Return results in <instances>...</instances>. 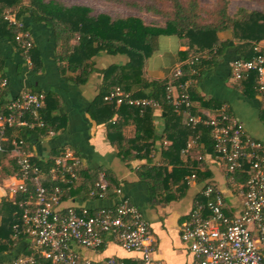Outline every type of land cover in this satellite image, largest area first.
I'll use <instances>...</instances> for the list:
<instances>
[{"label": "trees", "instance_id": "trees-1", "mask_svg": "<svg viewBox=\"0 0 264 264\" xmlns=\"http://www.w3.org/2000/svg\"><path fill=\"white\" fill-rule=\"evenodd\" d=\"M99 1L120 10L136 12L137 14H119L117 16L103 13L93 14V11L88 7L69 5L64 0H0V36L12 41L24 57L22 44L17 36L20 33H27L28 38L26 40L31 43L28 57L33 68L36 66V49L29 30L23 22L24 18L29 17L36 24L45 25L55 33L58 45L57 58L61 63H64L62 70L64 73H69L68 79L70 81L76 84H84L93 72L99 73L103 77V85L93 102L92 110L102 115L100 122L108 123L112 135L115 136L119 135L121 126L124 124L120 123L121 120L127 119L134 123L136 130L134 138H117L119 156L127 163L140 159L146 160V164L139 168V173L142 179L149 184L153 194H158L156 192L159 189H163V187L168 189L171 185L176 186L178 190L187 189L189 186L187 178L193 174L196 175V181L200 183L201 180L198 177L201 173V162L198 159L196 147H192L187 152L185 149L191 140L203 141L205 149L212 153V158L214 149L210 130L203 126L192 130L187 125L186 117L175 112L170 105L168 89L171 86L189 82L190 86L187 93L193 106L192 112L202 114V111L199 113L193 104L191 85L199 78L206 65L209 67L220 57L227 45L219 43L217 33L234 30L235 34H242L243 30L245 31L244 34H248L249 39L256 42L257 45L263 39L260 28L264 25V12L250 13L247 20L244 21L243 18L246 13L243 10H239V17L231 18L228 15L227 10L231 0H216V6L208 18L205 17L199 0ZM7 14H13L16 21L21 23V28L6 19ZM146 15L156 19L157 22L148 23L142 17ZM244 26H246L245 29ZM163 36L179 38L187 46V52L182 57L183 61L181 62L187 58L189 61L180 66L183 72L181 78L173 79L171 77L168 80L150 81L144 77V59L156 50L158 40ZM234 36L239 38L237 35ZM240 41L244 40L240 39ZM253 46L254 44L249 48L245 60L252 58ZM100 55L110 58L122 57V63L110 64L106 68L98 70L95 59ZM0 78L4 77L0 75ZM247 83L251 84L254 91L253 79ZM116 88L133 99L147 98L158 102L159 108L165 112L164 119L167 121L161 136L155 132L154 108L145 109L143 115L140 116L139 108L126 104L117 105L114 102L104 100L105 96ZM5 89L6 87L0 89V115L8 114L10 112L9 104L15 100L4 102ZM45 104L38 110V117L42 120L43 126H38L32 113L29 112H24L22 115L28 122L27 125L4 126L3 133L0 134L2 147L0 160L14 149L13 142L19 143L22 149L30 152L40 138L54 129L52 127L54 118L50 117ZM201 105L204 103L202 102ZM205 107L208 108L210 105L206 104ZM60 155L61 153L45 159L32 156L31 163L38 168L41 174L47 176L54 167L55 158ZM158 155L160 156L159 164L154 162ZM11 162L12 171L9 175L13 176L18 174L19 168L15 158H12ZM219 164L223 168L229 190L235 194L237 185L245 183V177L236 173L227 179L224 165L220 162ZM169 166L172 167L171 170H168ZM81 173L80 167L78 179L71 180V183L51 184L46 179L43 184L51 189L57 185L61 188L62 204L71 202L75 198L76 191L82 193L80 201H93L90 193L95 188L100 172L87 175V179L84 175V180L80 181ZM201 176L204 177V175ZM107 181L109 190L106 198L113 199L119 186H113V183L110 184V181ZM25 197L24 194L19 193L11 198L8 190H6L0 203V254L7 251L16 257L19 254L24 255L29 252L26 246H31L32 239L21 233L22 212L19 206ZM224 212L225 215L232 216L230 212L228 213L227 207ZM19 248H22V251L17 254Z\"/></svg>", "mask_w": 264, "mask_h": 264}, {"label": "built area", "instance_id": "built-area-1", "mask_svg": "<svg viewBox=\"0 0 264 264\" xmlns=\"http://www.w3.org/2000/svg\"><path fill=\"white\" fill-rule=\"evenodd\" d=\"M6 19L21 28L13 14H7ZM27 38V33L17 36L24 59L30 64L31 43ZM252 52L251 59H236L230 63V76L239 85L253 79L254 91L263 95L264 47L254 45ZM182 76L180 66L176 67L172 78ZM6 86L7 80L0 78V89ZM189 86V82L171 86L168 89L170 105L186 117L192 130L199 126L210 130L212 159L224 165L227 179L237 173L245 177V183L237 185L242 210L230 217L224 212V194L213 184L202 188L188 219L181 225L180 239L188 246L194 264H264V145L247 136L243 123L231 114L227 105H222L214 114L193 113L187 93ZM45 100L43 93L22 92L9 104L10 112L0 115V134L5 125H27L22 117L24 112L32 113L37 125L43 126L38 110ZM104 100L139 108L140 116L145 109L159 108L157 101L133 99L119 88L112 90ZM12 144L19 172L12 176L7 190L11 198L19 193L26 196L19 203L21 233L30 237L32 244L26 246L27 254L17 255L10 264H127L114 257L96 263L82 258L75 249L99 251L108 239L127 252L138 253V264H165L154 257L155 242L150 224L141 211L123 198L119 190L113 199L106 198L109 183L104 173L99 174L90 196L95 201H107L108 205L63 207L61 188L57 185L51 189L43 182L47 179L51 184H66L77 180L81 161L72 152L64 151L55 158L54 167L45 176L32 165L29 152L19 143ZM194 145L195 140H191L185 151ZM196 180L195 174L190 175L187 184Z\"/></svg>", "mask_w": 264, "mask_h": 264}, {"label": "crops", "instance_id": "crops-1", "mask_svg": "<svg viewBox=\"0 0 264 264\" xmlns=\"http://www.w3.org/2000/svg\"><path fill=\"white\" fill-rule=\"evenodd\" d=\"M232 1L234 0L230 3ZM240 1L234 13L230 12L228 6L227 11L231 18L239 17V10L246 13L244 21L250 13L264 12V0ZM23 22L36 49V66L32 68L27 64L16 45L0 36V75L7 80L3 100L4 102L14 100L24 91L43 92L50 117L54 118L52 125L54 129L40 138L29 153L39 159H45L64 151L72 152L81 161L80 181L84 180V175L87 179V175L93 172L104 173L110 184L119 186L120 195L136 206L150 224L155 242L154 257L165 264H194L188 246L180 239V230L181 225L188 219L194 203L199 199L198 194L203 186L214 182L213 185L224 194L228 213L238 215L241 211L238 205L234 208L233 201L228 198V192H233L228 188L219 162L211 158L212 153L205 149L203 141L198 142L195 139V150L201 162V173L198 177L201 182L195 181L187 189L179 190L171 185L168 189L163 187L156 192L158 194H153L149 184L139 173V168L146 164V160L127 163L119 156L117 138H134L136 134L134 123L127 119L121 120L120 123L124 124L119 135L115 136L112 135L108 123L100 122L102 115L92 110L93 102L102 88L103 77L93 72L84 84L70 81L69 73L62 70L64 63L57 58L58 45L53 30L45 25L36 24L29 17L24 18ZM260 31L263 39L257 45L264 47V25ZM244 33L243 30L242 34H235L234 30L217 33L219 43L227 45L220 57L209 67L206 65L199 78L191 85V96L199 113L202 111L214 114L218 107L227 105L231 114L243 123L247 136L264 145V94L255 93L250 83L244 82L240 85L234 83L230 76V63L236 59L246 58L249 48L253 44L256 45V42L251 41L248 34ZM157 45L156 50L144 59V77L150 81L168 80L176 67L189 61L187 58L181 62L187 52V46L174 36L159 38ZM95 63L98 70H102L110 64H121L122 57L110 58L100 55L95 59ZM202 102L204 105H201ZM206 104L210 107H205ZM164 116L165 112L161 108L154 110L153 124L158 136L163 134L167 123ZM12 158L13 150L0 160V203L12 178L9 175L12 171ZM159 160L158 155L154 162L159 164ZM171 169L169 166L168 170ZM80 195L82 193L76 191L75 198L62 206L97 208L109 204L107 201L95 200L82 202ZM75 249L82 258L96 263L114 257L124 260L127 264H138L140 257L138 253L123 250L112 239H108L99 251ZM21 251L22 248H19L16 253L19 254ZM13 258V254L4 251L0 254V264H9Z\"/></svg>", "mask_w": 264, "mask_h": 264}, {"label": "rangeland", "instance_id": "rangeland-1", "mask_svg": "<svg viewBox=\"0 0 264 264\" xmlns=\"http://www.w3.org/2000/svg\"><path fill=\"white\" fill-rule=\"evenodd\" d=\"M64 1H66L69 5H79V6L88 7L93 11V14L103 13V14L112 15V16H117L119 14L121 15H136L137 14L136 12L120 10L119 8L113 7L99 0H64ZM138 1L141 2V0H138ZM199 1L202 6V9L204 10L205 17L208 18V15L210 14V12H213L216 6V0H199ZM240 2H241L240 0H234L231 3H229L230 5L228 6H229V10L231 13L235 12V8L240 4ZM142 17L145 18V20L148 21V23H152L154 21L157 22L156 19L154 20L149 15L142 16ZM210 183L214 184V182H210ZM228 195H229L228 198H230V200L233 201L234 208H235V205H238L239 208L242 210V202H241V199L237 197V189H235V194L229 191Z\"/></svg>", "mask_w": 264, "mask_h": 264}]
</instances>
